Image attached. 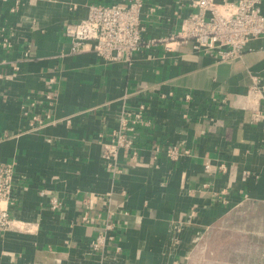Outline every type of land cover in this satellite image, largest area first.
I'll use <instances>...</instances> for the list:
<instances>
[{
  "label": "crops",
  "instance_id": "obj_1",
  "mask_svg": "<svg viewBox=\"0 0 264 264\" xmlns=\"http://www.w3.org/2000/svg\"><path fill=\"white\" fill-rule=\"evenodd\" d=\"M122 1L0 0V162L16 164L0 264H197L228 215L264 205V39L229 61L191 44L145 48L131 65L72 54L66 26ZM144 1L157 8L145 40L172 36L191 12L190 0ZM32 102L52 124L29 131ZM141 105L138 159L122 150L108 169L102 142ZM173 147L190 154L170 161ZM110 222L115 239L93 250Z\"/></svg>",
  "mask_w": 264,
  "mask_h": 264
},
{
  "label": "built area",
  "instance_id": "obj_2",
  "mask_svg": "<svg viewBox=\"0 0 264 264\" xmlns=\"http://www.w3.org/2000/svg\"><path fill=\"white\" fill-rule=\"evenodd\" d=\"M264 0H190L191 12L183 20L180 29L169 37L144 39L146 18L157 11L151 7L146 13L144 0H125L110 5L94 4L89 7L85 19L70 23L65 35L71 41V53L92 52L108 63L132 64L136 53L156 45H162L167 52H177L180 47L191 44L197 53L216 56L220 61L240 59L252 44L264 39ZM55 80L52 79L51 83ZM255 84L253 91L260 90ZM47 110L54 106L51 93L45 95ZM38 103L24 106V117L29 123V131H37L53 123L52 113L36 114ZM146 107L128 113L121 119L107 141L102 142L103 159L108 169L117 167L118 156L122 150L131 153V159H138L136 150L138 127L149 123L145 118ZM258 115H256V118ZM257 120V119H256ZM178 147L168 148L166 155L170 161H178L189 155ZM210 166H206L208 172ZM15 163L0 162V234L13 229L15 218L12 207L15 200ZM52 209L58 210L60 204L53 200ZM85 221L89 218L85 216ZM115 224L110 222L104 232L92 243L93 250L104 248L107 241L115 239Z\"/></svg>",
  "mask_w": 264,
  "mask_h": 264
},
{
  "label": "rangeland",
  "instance_id": "obj_3",
  "mask_svg": "<svg viewBox=\"0 0 264 264\" xmlns=\"http://www.w3.org/2000/svg\"><path fill=\"white\" fill-rule=\"evenodd\" d=\"M200 251L197 264H264V205L232 212Z\"/></svg>",
  "mask_w": 264,
  "mask_h": 264
}]
</instances>
